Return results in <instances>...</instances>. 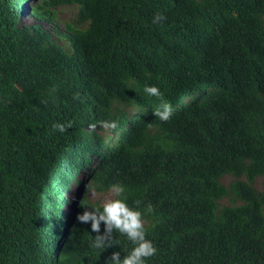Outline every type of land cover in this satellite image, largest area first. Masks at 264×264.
Segmentation results:
<instances>
[{
    "label": "trees",
    "instance_id": "obj_1",
    "mask_svg": "<svg viewBox=\"0 0 264 264\" xmlns=\"http://www.w3.org/2000/svg\"><path fill=\"white\" fill-rule=\"evenodd\" d=\"M61 6L76 8L71 51L45 25ZM145 84L172 104L169 119L155 116L160 99ZM85 164L87 179L76 180ZM259 175L264 0H0V264L125 255L126 236L94 248L90 221L77 219L91 207L81 200L99 203L88 185L112 182L130 204L153 206L147 264H264Z\"/></svg>",
    "mask_w": 264,
    "mask_h": 264
},
{
    "label": "clouds",
    "instance_id": "obj_2",
    "mask_svg": "<svg viewBox=\"0 0 264 264\" xmlns=\"http://www.w3.org/2000/svg\"><path fill=\"white\" fill-rule=\"evenodd\" d=\"M161 19L162 16L157 14L154 16L153 22H159ZM143 92L148 96H154L160 99L159 105L153 110L155 116L161 120L169 119L174 109L172 104L163 98V93L160 88L154 84H145L143 86ZM99 124L104 129H112L116 127L117 122L115 120H102ZM89 127L95 128L96 124H90ZM53 128L63 132L65 131L66 125L57 122L53 124ZM87 177L88 168L81 179L86 180ZM74 183L76 184V182ZM102 187L99 183L88 185L90 192H95L98 188ZM78 189L80 188L78 187ZM108 191L110 196L102 203L92 204L87 200L80 201L81 205L91 206L90 208L85 207L82 212L77 213V219L84 223L90 221L91 230L96 233V235L92 236L91 246L97 249H103L111 245L114 242L113 238L115 233L118 232L126 236L132 242L133 246L122 257L119 251H113L107 264H147L146 258L153 256L156 252L154 242L147 236L148 229L145 224V215L153 211V206L151 203H148L142 208L140 201L130 204L128 202L126 186L121 182H112L109 184ZM67 194L70 196L69 190ZM102 222L103 231H101Z\"/></svg>",
    "mask_w": 264,
    "mask_h": 264
},
{
    "label": "rangeland",
    "instance_id": "obj_3",
    "mask_svg": "<svg viewBox=\"0 0 264 264\" xmlns=\"http://www.w3.org/2000/svg\"><path fill=\"white\" fill-rule=\"evenodd\" d=\"M75 10H76L75 7H69V6L58 7L55 11L56 15H55L54 20L52 22H45V25L51 31L53 38L58 43L62 44L64 46V48H66L68 51H71V45H70V40L68 38V32L66 29V24L67 23H73ZM24 19H25L24 21H26V22H31L33 20V17L29 16V17H26ZM90 157H92L94 159V156H90ZM89 165L90 164H85L83 170L82 171L80 170V172L77 174L76 180L81 179V177H83V175L85 174ZM240 178H243V176ZM232 179H233V177L231 175L226 174L221 178V181L224 184H228ZM75 181L70 183V186L68 189L70 191V196H68V194H66L70 201H72L73 197H76V196L78 197V195H79L78 185L74 183ZM253 185L258 190L264 189V175L257 176L253 180ZM77 193H78V195H77ZM86 196L88 197V199L90 201H93V202L98 201L99 203H102L105 199L109 198L110 193L108 190H106V191L96 190L95 192H90L89 190H87ZM73 202H75V200ZM220 202L223 204H231V203H233V200L229 196H226V197L222 198L220 200ZM70 209L71 208L68 205L63 207V210L65 212L70 210Z\"/></svg>",
    "mask_w": 264,
    "mask_h": 264
}]
</instances>
